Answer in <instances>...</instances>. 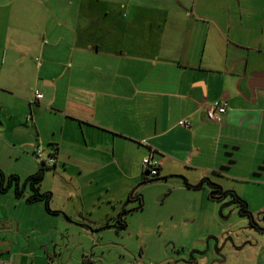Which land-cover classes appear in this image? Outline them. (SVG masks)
I'll return each mask as SVG.
<instances>
[{
  "label": "crops",
  "instance_id": "0c3cea01",
  "mask_svg": "<svg viewBox=\"0 0 264 264\" xmlns=\"http://www.w3.org/2000/svg\"><path fill=\"white\" fill-rule=\"evenodd\" d=\"M88 1L0 0V186L14 169L39 170L40 150L55 171L78 175L68 184L79 207L55 214L102 227L129 210L123 196L152 151L164 177L200 172L185 186L208 189L213 202L230 181L264 196V0H123L93 16ZM120 10L127 19L115 18ZM218 101L226 110L214 123L205 111ZM121 172L138 176L119 193ZM30 219L1 218V264H66L20 233ZM260 235L237 264H264Z\"/></svg>",
  "mask_w": 264,
  "mask_h": 264
},
{
  "label": "rangeland",
  "instance_id": "374dc122",
  "mask_svg": "<svg viewBox=\"0 0 264 264\" xmlns=\"http://www.w3.org/2000/svg\"><path fill=\"white\" fill-rule=\"evenodd\" d=\"M122 1H88L89 14L93 16L96 11L102 12ZM115 18L125 20L128 14L120 10ZM14 171L20 179V187H23L27 174L23 169ZM169 171L174 172L170 177L160 175L157 180L144 184L140 180L132 185L135 194L141 196L142 207L136 209L138 201L127 203L126 206L133 211L126 216L127 228L120 232L102 229L92 233L89 228L91 233H87L81 217L73 215L70 219L61 211L60 214L51 213L60 208L69 210L72 206L79 207L78 198L68 184V178L76 181L78 175L55 171L53 166L44 170L39 188L41 193L51 195L48 202L50 211L42 202L27 201V196L33 195L29 187L20 198H16L14 189L10 188L9 193L0 191V220L6 217L18 224L19 219L30 216V221L23 223L20 233H35L31 235L32 242L50 244L56 249V262L63 260L66 264H88L90 260L95 264H186L190 260L197 264L201 257L209 259L207 264H218L220 258H223L220 264H237L256 252L254 243L261 237L260 233H264L259 231L264 230V222L257 217L264 210L262 191L239 182L230 181L222 185L224 190L234 192V189L225 188L233 184L236 186L239 191L236 193L247 202L248 210L258 224L257 229L249 226L247 219L241 217L234 206L211 201L208 189H187L185 180H189V185L193 184L191 177L199 179L200 172L175 167ZM182 174H187L188 178ZM118 175L119 193L122 184H130L127 178L138 176L122 172ZM101 176L99 179H103L105 174ZM9 177L10 174L6 178ZM129 195L126 193L123 197L126 199ZM19 201H24L21 206L15 204ZM35 237L37 240H34Z\"/></svg>",
  "mask_w": 264,
  "mask_h": 264
},
{
  "label": "trees",
  "instance_id": "16d2710c",
  "mask_svg": "<svg viewBox=\"0 0 264 264\" xmlns=\"http://www.w3.org/2000/svg\"><path fill=\"white\" fill-rule=\"evenodd\" d=\"M34 95H35V93H34ZM143 144H145V143L143 142ZM150 155L152 156V158L155 159L152 151L149 152L148 156H150ZM148 156H146V157H148ZM146 157H144L142 159L143 173H142L141 179H140L142 184L147 183L150 180H157L160 177L159 167L156 168L157 169V175L152 176L150 174V169L143 165V160ZM40 166H41V168L37 172L28 176L25 179L23 187L20 188V186L18 185L19 184L18 183V177L13 175V176L8 178L6 186H2V185L0 186V191H8L9 188L13 187L15 196L16 197H22L25 193L24 187L25 186L29 187V190L33 192V195L28 196V199H27L28 202H42L45 205L46 210L50 211L49 207H48V202L50 200V194L41 193L39 191L40 185H41V183L43 181V177H44V170L46 168L48 169V166H44V165H40ZM0 176H2L1 171H0ZM200 186H201V183H199L197 187H200ZM216 188L218 191L216 190V191L212 192V195L210 196L211 199L214 198L215 196L219 195L220 199H222V200H219V198L216 197L217 201L225 202V203H223L224 206L234 205V207L237 209L239 215L248 219L249 226L258 229L257 222L254 220L252 213L249 212L246 203L242 199L238 198L236 196V194H234L232 191L231 192H222L220 187H216ZM213 194H214V197H213ZM228 194H231L230 195L231 200L227 202V200H229V199H227ZM135 201L139 202V205L136 209L141 208L142 207L141 196L138 194L136 195L135 190H134L132 193H130L129 198L125 204L130 203V202H135ZM132 211H133L132 209L126 210L125 208L122 207V210L119 213L118 217L115 220L113 219V221L107 220L102 225V227H100V229L102 230V229H107V228H114L117 232L123 231L124 229L127 228L126 216ZM52 213H55V212H52ZM260 215H261L262 221L264 222V211ZM259 231L264 232V230H259Z\"/></svg>",
  "mask_w": 264,
  "mask_h": 264
},
{
  "label": "built area",
  "instance_id": "2783aa9c",
  "mask_svg": "<svg viewBox=\"0 0 264 264\" xmlns=\"http://www.w3.org/2000/svg\"><path fill=\"white\" fill-rule=\"evenodd\" d=\"M35 98L41 99L42 95L35 92ZM225 110H226V102H220V101L215 102V103H213L211 108H209L208 110L205 111V118L208 121H211L214 123H220V121H221L220 118L225 113ZM178 125L184 129H190L191 128V122L187 119L180 120L178 122ZM35 155H36V158L38 159L40 165L51 166L54 164V160L52 158L44 157L40 150L36 151ZM143 165L150 169V174L152 176L157 175V169L156 168L158 167L157 166L158 163L154 158H152L151 155L146 157L143 160ZM0 264H1V262H0Z\"/></svg>",
  "mask_w": 264,
  "mask_h": 264
},
{
  "label": "water",
  "instance_id": "95a60500",
  "mask_svg": "<svg viewBox=\"0 0 264 264\" xmlns=\"http://www.w3.org/2000/svg\"><path fill=\"white\" fill-rule=\"evenodd\" d=\"M80 220H81V222H84V224L87 225L88 227H90L91 229L94 228V227H98V230L97 231L101 230L100 229V225H98V224H94V223L88 222V221L83 220V219H80ZM220 259H221V261H223V258H220ZM221 261H217V262H221ZM185 263L186 264H193L192 260L186 261ZM88 264H95V262H93L92 260H90Z\"/></svg>",
  "mask_w": 264,
  "mask_h": 264
}]
</instances>
